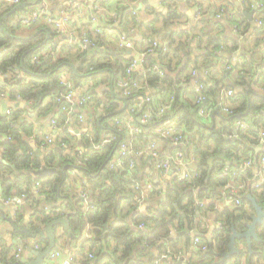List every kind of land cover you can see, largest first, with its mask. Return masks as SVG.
Masks as SVG:
<instances>
[{
	"label": "trees",
	"instance_id": "1",
	"mask_svg": "<svg viewBox=\"0 0 264 264\" xmlns=\"http://www.w3.org/2000/svg\"><path fill=\"white\" fill-rule=\"evenodd\" d=\"M40 1L32 0V3L25 4L21 10L31 12L37 8ZM83 4L87 5V1L83 0ZM10 5L0 0V17L8 11ZM259 9L262 10L259 14L262 15L263 12L264 18V4ZM116 13L115 20L106 21L107 27L126 32L128 27L135 25L130 6H122ZM224 13L226 12L221 13V17ZM15 16V13L8 15L0 27V73L6 74L5 87L1 92L8 93L10 102H14L19 95L26 104L24 107L10 106L11 110L5 114L0 112V146L3 147L0 181L3 197L25 196V204L20 206L17 218L25 206L32 207L40 200L44 201L48 209L42 206L39 210L40 219L48 222L61 217V214H66L70 232L67 235V243L74 247L80 246L81 252L87 247V251L96 259L95 264H147L140 259L141 252L149 245L160 244L155 258L157 259L168 245L165 237L169 229L174 227L189 246L191 239L182 231L184 221L189 223L197 210L201 212L203 210L195 206L196 198H217L227 180V176L221 173L222 169L227 166L233 171L239 168L242 161L250 158L253 146L258 141V131L264 130V97L237 92L234 86L229 102L224 100L219 104L220 94L218 95L217 90L223 87V81L211 78L215 60H219L222 53L226 52L227 58L224 57L223 60L230 65L229 76L233 77L235 84H243L241 69L248 67L249 63L243 61L233 65L232 58H228L239 45L237 37L225 33L226 25L220 22V16L214 17L212 25L209 26H206L203 20H197L186 33L171 31L166 34L157 26L156 21L139 26L138 34L134 33L131 37H134L136 44L145 46L143 65L157 64L163 68L164 74L159 76L150 71L140 75L135 72L133 78L140 83L139 88L124 96L125 109L117 112L121 109L122 101L116 97L115 90L122 92L123 89L118 88L116 83L126 76V65L134 58L132 55L112 54L114 50L104 43L103 38L89 29L87 36L100 48L90 57L84 58L86 51L77 45L62 44L58 52L39 59L40 62H34L32 56H39L49 44L56 45L59 34L55 33L53 27L43 19L45 17L43 15L36 23L28 26L29 28L35 26L33 32L40 30L38 33L29 38L20 37L17 30H20V27H27L18 24L15 28L11 22ZM97 16L101 23L102 15ZM176 17L168 15L163 27L173 24L172 21ZM230 20L234 21V17ZM76 30L77 34L81 35V30ZM220 30H224L222 35L219 34ZM159 34L164 35V40L168 44L158 45L153 51H147L151 46L147 40ZM193 46L197 50L195 54H192ZM249 57L251 61H256L253 53H250ZM81 58L84 60L80 61ZM191 69L197 70L196 76H192ZM204 72L207 75H204ZM254 72L256 76L257 71ZM66 76L71 78L70 81L74 82L76 88L91 85L87 103H92V111L90 114L85 113L88 115V135L77 138L83 147L84 155V160L80 163H77L71 153V150H74L73 143L77 140L68 128L77 126L79 116L77 112H82L85 106H78V111L72 116L62 109L63 106H68L64 98L66 91L69 90L65 81ZM193 78L203 84L202 92L205 95L203 102H196L198 93L190 87ZM111 80L114 93L110 89L105 90L103 102L95 89L99 84L109 86ZM144 96H148L150 101L131 110L132 105ZM248 101L250 102L248 113L238 118L248 122L250 127L235 130V121L238 119L236 115L245 110ZM165 104H169V107L162 115L153 114ZM210 104L214 106V110L210 122L205 123L202 118L197 117L196 109L208 107ZM223 104L229 105L231 113H224L221 110ZM216 107L220 110L219 113L215 111ZM99 108L102 111L97 115L95 110ZM24 110L33 111L40 121L50 114V121L54 120L56 126L62 128L56 132L55 142L52 144H48L45 137L34 138L39 145L43 144L41 153H37L29 144L33 124L22 118ZM147 111H152L153 116L146 123H140L142 114ZM121 118L122 121L118 123L116 120ZM128 122L140 126L141 131L136 134L139 145L155 140L167 146L168 139L162 137L156 128L172 123L178 125L181 134L191 141L185 152L194 162L191 177L179 180L173 176L165 189L159 182H152L153 188L147 198L149 204L144 212L138 211V204L134 200L135 189L131 185L132 178L128 171L119 167H109V162L119 149L120 143L128 136L126 131ZM105 136H113L115 141L100 149L91 147V140L98 142ZM62 144L64 146H61ZM66 148H70L69 153L61 151ZM126 158L127 156L124 157ZM42 160L47 167L55 170L44 176L36 174ZM71 170H75L74 174H71ZM134 177L139 181L143 179L139 177L138 169ZM35 181L41 183L38 195L33 192ZM75 181L82 184L80 189L74 185ZM81 189L88 194L87 210L81 205ZM248 191L257 203L264 207V190ZM161 196L164 199H160ZM240 198L239 206H227L218 214L219 219L225 222V227L213 245L218 253L227 250L231 224H234L239 232H243L246 230V223L251 221L253 206L243 197V193ZM168 220L171 221L170 225L167 223ZM141 222L145 225L143 229L134 225ZM256 229L259 237H264V223L257 224ZM159 238L163 241L157 243ZM181 239L173 245L177 247L178 243L179 246ZM144 241L147 243L143 246ZM38 242L43 246L47 243L43 239H39ZM2 245L4 243L0 240L3 263H13L15 258L10 259L8 254L14 247ZM236 245H239L240 254L230 261H239L245 255L246 264H264V243L252 240L251 254L246 250L243 239L237 241ZM162 246H165L163 250ZM213 260V255L208 251L195 252L188 264H209ZM82 263L90 264V261L83 256Z\"/></svg>",
	"mask_w": 264,
	"mask_h": 264
},
{
	"label": "crops",
	"instance_id": "2",
	"mask_svg": "<svg viewBox=\"0 0 264 264\" xmlns=\"http://www.w3.org/2000/svg\"><path fill=\"white\" fill-rule=\"evenodd\" d=\"M45 1L47 2V7H46L47 13L46 14H49L53 16L54 18H59L60 16L62 17L66 14L69 17L68 21L65 22V28H66L65 34L57 36L59 39L58 42L55 43L57 46L59 44H68V45H77L81 48V45H80L81 38L83 36L88 37L87 31L90 29V31L94 32L96 35L99 34L103 38L104 43H106L107 46H109L110 48L114 50L112 51V54H119V53L127 54L128 53L127 55H132L134 57L131 61L138 59L143 67H148V66L143 65L142 63V59L144 55L143 51L145 49L144 48L145 46L136 44V42H134L135 40L134 37H131L132 34L137 33V28H139V26L150 23L151 21H156L157 26L162 28L163 31L166 32V34L171 31L175 33H178L181 31L183 33H186L191 29L192 25H194V23L197 20L199 21L203 20L205 22V25L209 26L210 24L212 25L211 22L213 21L214 17H218V15L221 17V13L226 12L220 18V22L226 25V29H224L225 33L228 32V34H232L234 37H237V41L239 44L237 49L233 51L230 57L228 58H232L233 65L236 63H242L243 61H247L249 63V66L245 67L244 69H241L244 82L241 85L239 84L237 85L233 81V77L229 76L228 69L230 68V65L226 64V62H224L223 60L224 57L225 59L227 58L226 56L228 54L226 52H223V53H226V55L222 53V56L219 57V60H215V64L214 66H212L211 78L219 79V80L222 79L223 81V87H221L220 89L218 88L217 90V93L219 92L218 95L220 94L219 104L224 100L229 102V97L225 95V90H227L228 88L232 89V87L234 86H236L234 87L235 91L243 92L247 95L251 93L259 97H262L258 94H264V72H258L261 70V68H264V23L260 24L257 21L260 19L264 22V18L262 16L263 12H262V15L259 14V12L262 11L261 9H259V7L264 4L263 3L264 0H92L91 2H89V4L87 1V5L83 4V0H45ZM43 2L44 0H41L40 3L37 4L36 9H41ZM19 3H25L26 5H28L29 3H32V0L30 2H19ZM16 5L11 4L8 7V11L5 12V14H3L0 17V19L3 17L2 19V22H3V20L8 15L15 13L16 16L14 17V19L11 20L15 28H17L16 24L18 25L19 22L21 21L22 19L21 16L24 15L25 13H29V12L22 11L21 10L22 7L19 9H16L15 8ZM127 5L132 8V12H133L132 16H133L135 25L128 27L129 29L126 32H120L119 30H117V28L113 29V28L107 27L108 23H106V21L115 20V18H117L116 12H118L119 8L122 6H127ZM218 10L220 11L218 12ZM249 11H253L251 20L247 19L245 15V13ZM98 14H101L103 17L101 23L99 22V19L97 16ZM168 15H176L177 17L172 21L173 24L163 27L164 22L166 21ZM232 17H234V21L230 20ZM43 19L46 21L45 17ZM2 22H1V25H2ZM20 28H21L20 30H17L18 35L20 37H25V38L33 35L37 31L38 32L40 31V30H37L36 32H33L35 29V26L33 28L32 27L31 28L20 27ZM76 29L81 30V35L77 34L78 32ZM224 30H220L219 34L222 35L224 33ZM121 37H124L126 41H130L131 46H125L121 42ZM194 39L195 41H197L196 37ZM69 40H72L73 42L68 43ZM150 40L156 41L157 46L168 44V42L164 40L163 34H159L155 38H152ZM150 40H147V41H150ZM92 49H97L98 51L100 48L96 47V45L94 47L87 48L85 50L86 55L84 58L90 57L93 53L97 52V51L93 52ZM147 51H150L149 48ZM195 53H197V50L193 46L192 54H195ZM250 53H253L255 55L254 59H256V61L259 60L261 62L251 61L249 57ZM46 54L47 55L44 58L50 55L49 52ZM84 58H81L80 61L84 60ZM225 65H229V66H225ZM192 70L193 69H191V71ZM254 71H257L256 76H255ZM135 72L140 75L144 74L141 72L140 66L137 67ZM203 74L207 75L206 72H204ZM233 76H236V75H233ZM2 80H3V76L0 73V84L2 83ZM70 80H71L70 77H67V76L65 77L66 84L68 85L69 89L73 90L74 95L76 97L82 94L89 95V93L91 92V85H87L85 87L80 86L79 88H76L74 85V82ZM193 80H192V83H193ZM192 83L190 87L193 88ZM108 85L109 86H107L106 84H99L97 88L95 89L97 94L99 95V97H101L103 102H104L103 93L107 89L111 90L110 83ZM116 86H117V83H116ZM247 88H251L253 91L246 92ZM113 90H114V85H113ZM118 91L115 90L117 94L116 97L119 98L120 100V98L124 97V93L123 91L122 92L120 91L118 92ZM4 92H1V88H0V97L2 98L0 99V112H2V108L4 107L3 105L4 101L10 102L8 96H5V97L2 96ZM112 92L114 93V91ZM14 102L16 101L14 100ZM23 102H24V105L20 107L25 106L26 102L25 101ZM10 106H13V105L9 103L7 105L6 103V113L7 111L11 110ZM123 106H126L124 101H122L120 107H123ZM91 107H92V103H89V104L87 103V106L85 107V109L83 108L81 112L83 116V120L82 121L78 120L77 126L75 128L74 127L68 128V131L76 136L77 141L73 143L75 144L74 150L76 149L83 150V147H81L78 139L79 137L82 138V136L85 134L87 135V131L89 129V126H88L89 124L87 122V118H88L87 114H90V111H92ZM208 107L209 108L211 107V111L209 113V117L207 118L208 119L207 123L210 122L211 114H212V111L214 110L213 105L210 104ZM228 107L229 105L223 104L221 110L224 113H227L226 111H224L223 108L229 109ZM249 109H250V102L248 101L247 107L245 108V110L236 115L237 118L241 116H245L248 113ZM75 111H76V106H72V111L71 112L66 111V112L67 114H70V116H72L73 113H75ZM101 111L102 109L100 108L97 111L95 110L97 115H100ZM215 111L217 113L220 112V110L217 109V107ZM23 113L28 114L30 118L32 117L37 121L36 125L33 126V133L31 134L32 139L29 140V144H31V147H33L35 151L39 150L41 149L39 147L41 146V144L39 145L34 140V138L38 136L46 137V135L51 130L50 128V122H51L50 117L51 116L49 114L45 118L42 119L43 121H40L38 118L35 117L33 111L24 110ZM23 113L21 114L22 118H24ZM237 120L245 121L239 118L236 119V121ZM40 123H42L43 125H41ZM160 146L162 148L163 147L165 148V152H169L172 150V146L170 144L167 146H164L160 143ZM61 151L64 153H69L70 149L69 148H66L64 150L61 149ZM2 152H3V147L0 146V159L2 158ZM263 155H264V148L262 147L260 143L257 142L255 146H253V154L251 158L254 161L258 162L259 157H262ZM136 166H137L136 168L139 171V177L143 178L142 179L143 182L151 181L153 183H156V181H158L159 184L164 187V189L166 187V184L170 182L171 177L175 175L171 173L166 178H162V177L160 178L159 174L154 169L153 161L150 158H146V157L137 159ZM74 185L79 189L82 186V184L79 181L78 182L75 181ZM1 186H2V183L0 181V240H2V242L4 243L2 247H5L6 245L9 247L10 246L14 247V249L12 247L13 250H11V252L8 254V257L10 259L15 258V260L13 263H9V264H16V261L19 260L23 256L26 258L23 264H28L32 260L36 259V256L31 251V249H35L34 243H38L40 247L39 249H36V250H41L46 246V244L48 243V240L43 239L40 236H36V237L25 236L23 232L16 231L10 221H13L17 227L24 226V227L29 228L31 232L36 227H41L43 229L47 222H43L40 219L39 210L44 205V201L40 200L39 203L35 204L32 207L25 206L24 208H22L23 210L20 216L17 218V214L19 213V210L25 204V198L22 200V204L20 205H17L13 202L5 203L3 201L5 197H14L17 195H9V196L3 197ZM33 192H34V188H33ZM245 193H250V192L247 189L245 190ZM245 193H243L244 198H245L244 196ZM34 194L37 195L35 192ZM160 199H164V198L161 196ZM44 206L47 207V205H44ZM226 207H227L226 205L221 204L212 210H202V212L197 210L195 212V217L192 219V221H190L189 223L188 221H184L182 232L187 234L188 237H190L191 242L189 246L185 244V239L183 238L181 239L180 232L175 227L170 228L167 236L165 237L168 245L166 247L162 246V250L165 247L163 253L157 259H155L158 254L157 251H158L160 244H157V245L155 244L153 246L149 245L148 247L144 248L143 252H141L140 259L144 263H147V264H179L177 258L175 259V255L178 253V250H181L185 253L187 259L189 260L191 257L195 255V252H199L194 247L191 237L197 234H201L202 238H205L204 236L206 234H209V233L211 234L213 232L214 230L213 228L214 226L216 227L217 221H220V223L224 224L225 222L219 219L220 216H218V214ZM137 208L139 212H144L146 209L144 205L143 206L137 205ZM254 214L255 212L253 210V214L251 215V217ZM202 215H204L205 223L207 224V226L204 229H202L203 223L200 220ZM170 223L168 224L170 225ZM138 224H134V225L138 227ZM144 227L145 225L140 229H143ZM224 227H225V224H224ZM53 230L56 235L55 247L53 248V250H59L62 254V257H66L68 254H72L73 262L83 264L82 263L83 256H85V258L88 261H90V264H95V259L92 260L91 258H89V252L87 251V247H85L84 250H82L81 252L80 246L74 247V246H71L69 243H67V235L70 232H66L63 229L62 225H55L53 227ZM185 230H187V232ZM229 230H230V227H229ZM39 239L46 240L47 243L44 244L43 246L38 242ZM180 239H181L180 241L181 243H179V246L177 243V247H175L173 244L175 242H178ZM210 239H211V236H210ZM162 241L163 239L161 238L157 239V243H160ZM211 241L214 245L215 240H211ZM206 242L208 243V240H206ZM146 243L147 241H144L143 246ZM17 246L24 247V248L23 250L19 252L17 250ZM246 250H247V247H246ZM51 252L47 255V257L45 258L42 264H61L60 263L61 259H51L50 257ZM214 252L215 254H212L214 257V260L209 264H213L220 259V256H217V254H221V253H218L215 250ZM233 257H231L230 259H233ZM228 264H246V256L245 255L242 256V258L239 259V261H230Z\"/></svg>",
	"mask_w": 264,
	"mask_h": 264
},
{
	"label": "built area",
	"instance_id": "3",
	"mask_svg": "<svg viewBox=\"0 0 264 264\" xmlns=\"http://www.w3.org/2000/svg\"><path fill=\"white\" fill-rule=\"evenodd\" d=\"M10 4L16 5L19 3V0H3ZM88 2H91L92 0H86ZM47 2L44 0L42 8L41 9H35L29 13H25L19 22V24L28 27L32 23H36L43 15H45V19L47 23L51 24L55 33L59 35H64L66 32L65 28V22L68 21V15L60 16L59 18H54L53 16L46 14L47 10ZM219 16V15H218ZM260 24L264 23L262 20H257ZM17 25V24H16ZM151 41V47L149 48V52L154 50V47L157 46V42L154 40ZM72 40H69L68 43H72ZM121 42L125 46H131L130 41H126L124 37H121ZM62 44H59L58 46H54L52 44H49L47 46V49L44 50L39 56L33 55L32 60L35 62H40L39 59H43L47 54L46 53H56L59 51L60 46ZM81 48L86 50L87 48H91L95 46V43L89 39L86 36H83L81 38L80 42ZM141 67V72H155L159 76H163L164 71L162 70V67H160L157 64L149 65L148 67H143L138 59H135L133 61H130L126 65V76L123 79H120L117 81V86L121 89H123L124 96L129 95L134 90L139 88L140 83L136 82L133 78V74L136 71L137 67ZM258 72H264V68H261ZM193 76L197 75V70L193 69L191 71ZM3 76L2 83L0 84V88L5 87V81L4 78L6 77L5 73H1ZM192 86L194 88V91L198 93V97L196 102H203L205 100V95L202 92L203 84L197 82L196 78H194ZM128 87H130L128 89ZM125 89V90H124ZM149 90V89H148ZM233 93V90L231 88H228L225 90V95L227 97H230ZM7 92H4L2 96H7ZM64 98L68 102V106H63L62 109L71 112L72 106H76V111H78V106L84 105L87 106V100L89 98L88 94H82L80 96H75L72 89H69L65 95ZM23 100L21 96L17 95L15 98V101ZM25 101V100H23ZM150 101V98L148 96H144L140 99L137 103H134L131 107V110L134 107H141L143 103H148ZM84 107V109H85ZM169 107V104L163 105L157 112H154L153 114H156L157 116L162 115L165 109ZM224 111L227 113H231V110L227 108H223ZM211 111V107H198L196 109L197 117H200L204 120L205 123L208 122L209 113ZM9 111H7L8 113ZM79 114L78 120L82 121L83 116L81 111L77 112ZM152 111H147L142 114V117L140 118V123H146L152 116ZM23 117L28 119L33 126L36 125V120L34 118H30L28 114L23 113ZM118 123H120L122 120H116ZM246 127H249V124L245 121L237 120L235 122L234 129H244ZM50 128L51 130L46 135V142L48 144H52L55 142V135L56 132L62 128H59L56 126V122L54 120H51L50 122ZM126 131H128L127 138L120 143L119 149L116 151V153L113 155L112 159L109 162L110 168H123L124 170L128 171L129 176L132 178L131 185L135 189L134 194V200L139 206L146 207L148 205L147 198L149 196V191L152 190L153 184L151 181H139V179L134 177L135 171L137 172L136 168V162L139 158H150L153 161L154 169L159 174V177L166 178L169 174L173 173L175 174L179 180H183L185 178L191 177V173L193 172V158H189L186 152V147L191 144L190 139L187 137H184L181 134V131L179 129V126L176 124H167V125H159L156 128V131L160 133L162 137H165L168 139L169 143L172 146V150L169 152H165V148L160 146V143H158L155 140H152L146 144H140L137 141L136 134L141 131L139 125H135L132 123H127L126 125ZM88 135V133H87ZM258 143L262 145L264 148V130L258 131ZM115 141V138L113 136H105L101 138L98 142H94L91 140V147L95 149L103 148L105 145L110 144L111 142ZM61 146H64L62 144ZM41 150H43V144L39 146ZM70 149V148H69ZM72 154L75 156L77 163H80L82 160H84L83 150L82 149H76L71 150ZM124 159V157H126ZM43 167H47L45 165V162L42 161L38 170L42 169ZM75 170H71V174H74ZM222 175L227 176V180L222 186L221 193L217 198H209L205 197L202 199L195 200V206L199 209L203 210H212L219 205L223 204L230 207H237L241 204L240 201V195L241 193H245V190L247 189H262L264 190V155L262 157H259L258 162L254 161L251 157L245 159L240 163L239 168L231 171L227 166H225L222 169ZM246 175V176H245ZM241 176V178H239ZM41 191V183L40 181H35L34 183V192L38 195ZM25 198L24 195H17L14 197H5L3 201L5 203L13 202L17 205L22 204V200ZM80 198H81V205L82 207L87 210L88 207V194L84 189H81L80 191ZM145 203H147L145 205ZM212 206V207H210ZM44 209H48V207L43 206ZM61 213L62 211L59 210ZM62 217H67L66 214H61ZM200 220L203 223L202 229H204L207 224L205 223V217L204 215L201 216ZM144 226L143 223H139L138 227L142 228ZM88 228V227H87ZM224 224L220 223V221L216 222V227L214 226L213 232L210 234L211 240H217L219 238L220 232L223 230ZM88 236V233H87ZM192 242L196 250L199 252H206L209 249V242L202 240L201 234H197L191 237ZM24 247H18L17 250L20 252L23 250ZM34 248L39 249V244L34 243ZM51 259H61V264H80L73 262V255L68 254L66 257H62V254L59 250H53L50 254ZM165 256V255H164ZM17 258V257H16ZM89 258L93 259V256L91 253H89ZM177 258L179 264H188L189 260L187 259L185 253L181 250H178V253L175 255V259ZM0 264L3 263V257L0 255Z\"/></svg>",
	"mask_w": 264,
	"mask_h": 264
},
{
	"label": "water",
	"instance_id": "4",
	"mask_svg": "<svg viewBox=\"0 0 264 264\" xmlns=\"http://www.w3.org/2000/svg\"><path fill=\"white\" fill-rule=\"evenodd\" d=\"M24 5H25V3H19L16 5L15 8L19 9V8L23 7ZM252 12L253 11H249V12L245 13L247 19H249V20L252 19ZM22 17H23V15L21 16V18ZM2 19H3V17L0 19V27H1ZM36 33H34V34H36ZM33 35H31V36H33ZM31 36H28L26 38H29ZM92 51L95 52V51H97V49H92ZM223 54L226 55V53H223ZM110 88H111V90H113V81L110 82ZM248 91H253V90L251 88H247L246 92H248ZM258 95L264 97V94H258ZM0 99H2V98L0 97ZM120 100L125 102L126 98L122 97V98H120ZM6 103H7V105L9 103L13 106H23L24 105L23 100H19L16 102L4 101V103H3L4 107L2 108V112H1L2 114L6 113ZM124 109H125V106L121 107V109L117 112H121ZM36 151H37V153H40V150H36ZM54 170H55V168H52V167H43L42 169L37 170L36 174L44 176V175H48V174L52 173ZM156 182H158V181H156ZM244 196H245V198H247L251 202L255 214L251 217V221L249 223H246V230L243 232H239L235 228L234 224L230 225L231 233L229 235L227 250L221 254H217V256H220V259L213 264H225L231 257L239 255L240 249L237 247L236 242L240 239H243L245 241L249 254L252 253V249H251L252 240H256L258 242L264 243V238L259 237V235L257 233V229H256L257 224L264 223V208L257 203V201L254 199V197L252 196L251 193H245ZM163 197H164V194H163ZM10 222L12 223V226L14 227V229L16 231L23 232L25 234V236H30V237L40 236L43 239L48 240V243L46 244V246L43 249H41V250L31 249V251L36 256V259L32 260L28 264H42L43 261L45 260V258L47 257V255L53 250V248L55 247V241H56V235H55V232L53 230V227L55 225H62L63 229L66 232H69L68 219H67V217H62V216L48 221L45 224V227L43 229L41 227H36L32 232L27 227H24V226L17 227L13 221H10ZM168 223H170V221H168ZM185 231L187 232V230H185ZM204 237L209 242L208 252L211 254H215V252L213 250V243L210 239V234H206ZM25 260H26V258L23 256L19 260L16 261V264H23L25 262ZM95 262H96V259H95Z\"/></svg>",
	"mask_w": 264,
	"mask_h": 264
},
{
	"label": "rangeland",
	"instance_id": "5",
	"mask_svg": "<svg viewBox=\"0 0 264 264\" xmlns=\"http://www.w3.org/2000/svg\"><path fill=\"white\" fill-rule=\"evenodd\" d=\"M242 246V245H241Z\"/></svg>",
	"mask_w": 264,
	"mask_h": 264
}]
</instances>
